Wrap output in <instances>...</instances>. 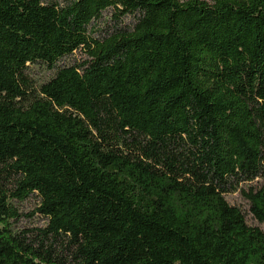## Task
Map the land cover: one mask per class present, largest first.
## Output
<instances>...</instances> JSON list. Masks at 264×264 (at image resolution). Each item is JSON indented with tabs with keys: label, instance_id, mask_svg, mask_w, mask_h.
<instances>
[{
	"label": "trees",
	"instance_id": "trees-1",
	"mask_svg": "<svg viewBox=\"0 0 264 264\" xmlns=\"http://www.w3.org/2000/svg\"><path fill=\"white\" fill-rule=\"evenodd\" d=\"M254 180L264 0H0V264H264Z\"/></svg>",
	"mask_w": 264,
	"mask_h": 264
},
{
	"label": "rangeland",
	"instance_id": "rangeland-1",
	"mask_svg": "<svg viewBox=\"0 0 264 264\" xmlns=\"http://www.w3.org/2000/svg\"><path fill=\"white\" fill-rule=\"evenodd\" d=\"M63 1V0H58ZM211 1V0H207ZM109 13H106L105 16H108ZM126 21H131L130 18L125 19ZM97 29L101 27V24L97 25ZM97 33V32H96ZM85 57V54L82 50L74 51L71 55L61 59L59 64L63 63H72L75 60H81ZM54 74V71L48 69L43 64H33L29 65V75L34 83L39 84L47 81ZM260 180H254L249 183H242L238 186L237 190L234 192L226 194L225 200L231 206L237 207L241 213L244 215L246 224L252 227L259 228L264 233V223L258 222L249 211V202L242 194V190L247 192L248 188L258 184ZM19 213V217L16 221L13 220L12 229L14 232H19L21 230H31L33 238L35 235V229L41 228L45 225L46 219L40 216L38 213H35V207L37 205V198L33 195L28 197L26 200L14 204Z\"/></svg>",
	"mask_w": 264,
	"mask_h": 264
}]
</instances>
